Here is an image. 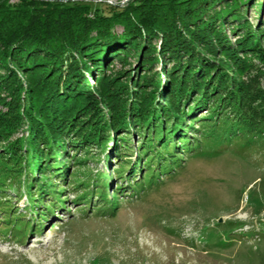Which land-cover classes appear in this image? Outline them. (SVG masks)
<instances>
[{
  "label": "rangeland",
  "instance_id": "rangeland-1",
  "mask_svg": "<svg viewBox=\"0 0 264 264\" xmlns=\"http://www.w3.org/2000/svg\"><path fill=\"white\" fill-rule=\"evenodd\" d=\"M92 1L123 8L130 0ZM260 14L264 19V0H255L247 19L255 24ZM228 40L234 43L231 35ZM248 51L218 59L229 67L235 88L214 86L196 100L188 90L182 104L175 103L178 115L158 109L143 125L115 133L102 128L109 131L97 137L85 124H68L66 138L78 147L52 171L58 178L49 187L16 191L8 174L0 173V264H264V39ZM168 63L154 65L153 72L169 71ZM112 65V73L123 70L116 60ZM122 100L116 113L130 109ZM5 113L0 106V164L17 171L5 141L24 140L27 131L9 125ZM153 123L159 137L184 130L160 147L173 143L167 159L153 158L144 149L148 141L140 163L136 152L121 163L107 150ZM42 146L36 142V152L22 151L21 167L46 157Z\"/></svg>",
  "mask_w": 264,
  "mask_h": 264
},
{
  "label": "trees",
  "instance_id": "trees-1",
  "mask_svg": "<svg viewBox=\"0 0 264 264\" xmlns=\"http://www.w3.org/2000/svg\"><path fill=\"white\" fill-rule=\"evenodd\" d=\"M254 4L255 0H130L121 8L94 1L0 0V106L9 125L27 131L24 140L6 137L5 145L11 144L19 166L17 171H6L0 164L1 175H9L16 191H40L58 178L52 171L71 158L69 149L75 143L69 135L66 138L68 124H85L96 131L95 136L104 135L109 130L101 129L108 127L115 133L121 127L143 125L158 109L169 108V115H178L175 103L182 104L179 100L188 90L192 92L187 96L196 94V100L214 86L223 91L232 84L235 88L229 67L218 59L256 50L264 39L262 15H257L255 24L247 19ZM113 60L122 71L112 73ZM158 63L163 69L153 72ZM120 100L131 105L119 114L114 109L121 108ZM157 127L153 123L151 128L133 130L128 140L117 139L106 149L118 154L121 163L136 152L135 161L140 163V150L148 141L152 143L144 149L153 158L167 159L173 143L165 151L160 147H168L163 143L184 130L159 137L153 132ZM135 134L139 141L134 147ZM56 136L64 137L62 142ZM36 142L48 150L46 157L21 167L22 151L36 152ZM107 150L105 162L110 157Z\"/></svg>",
  "mask_w": 264,
  "mask_h": 264
},
{
  "label": "water",
  "instance_id": "water-1",
  "mask_svg": "<svg viewBox=\"0 0 264 264\" xmlns=\"http://www.w3.org/2000/svg\"><path fill=\"white\" fill-rule=\"evenodd\" d=\"M78 1H82V0H78ZM85 1V0H84ZM86 1H88V0H86ZM91 1V0H90Z\"/></svg>",
  "mask_w": 264,
  "mask_h": 264
},
{
  "label": "bare ground",
  "instance_id": "bare-ground-1",
  "mask_svg": "<svg viewBox=\"0 0 264 264\" xmlns=\"http://www.w3.org/2000/svg\"><path fill=\"white\" fill-rule=\"evenodd\" d=\"M21 191V190H20ZM23 191V190H22Z\"/></svg>",
  "mask_w": 264,
  "mask_h": 264
}]
</instances>
